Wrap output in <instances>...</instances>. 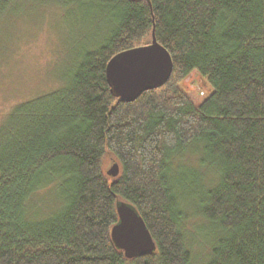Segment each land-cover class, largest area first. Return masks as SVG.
Returning <instances> with one entry per match:
<instances>
[{"label": "trees", "instance_id": "16d2710c", "mask_svg": "<svg viewBox=\"0 0 264 264\" xmlns=\"http://www.w3.org/2000/svg\"><path fill=\"white\" fill-rule=\"evenodd\" d=\"M46 5L79 14L97 41L0 124V264H193L187 205L209 227L203 264H264V0H0V16ZM152 33L171 74L122 102L106 63ZM194 71L210 90L199 103L179 87ZM118 200L153 252L113 245Z\"/></svg>", "mask_w": 264, "mask_h": 264}, {"label": "rangeland", "instance_id": "374dc122", "mask_svg": "<svg viewBox=\"0 0 264 264\" xmlns=\"http://www.w3.org/2000/svg\"><path fill=\"white\" fill-rule=\"evenodd\" d=\"M30 7L0 16V124L17 103L58 88L78 52L97 41L92 37L96 28L82 23L79 14L65 16L60 8L48 5ZM179 87L194 103L201 102L210 91L196 71ZM186 158L195 164V158L188 154ZM112 164L111 160L105 162L106 169ZM188 195L185 199L191 203ZM182 214V234L193 264H203L210 245L202 234L205 230L206 236L209 227L188 205Z\"/></svg>", "mask_w": 264, "mask_h": 264}, {"label": "water", "instance_id": "95a60500", "mask_svg": "<svg viewBox=\"0 0 264 264\" xmlns=\"http://www.w3.org/2000/svg\"><path fill=\"white\" fill-rule=\"evenodd\" d=\"M172 71V59L152 33L151 42L113 55L106 63L105 78L110 93L122 102L133 101L143 91L163 85ZM119 167L113 162L106 174L116 177ZM117 222L111 227L113 245L126 259L149 254L155 243L142 217L127 202L115 205Z\"/></svg>", "mask_w": 264, "mask_h": 264}]
</instances>
